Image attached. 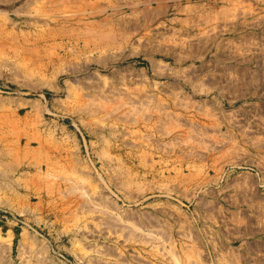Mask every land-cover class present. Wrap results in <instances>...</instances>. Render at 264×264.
I'll return each mask as SVG.
<instances>
[{
  "label": "rangeland",
  "instance_id": "1",
  "mask_svg": "<svg viewBox=\"0 0 264 264\" xmlns=\"http://www.w3.org/2000/svg\"><path fill=\"white\" fill-rule=\"evenodd\" d=\"M84 1L115 35L53 40ZM140 1L0 0V264H264V0Z\"/></svg>",
  "mask_w": 264,
  "mask_h": 264
},
{
  "label": "bare ground",
  "instance_id": "2",
  "mask_svg": "<svg viewBox=\"0 0 264 264\" xmlns=\"http://www.w3.org/2000/svg\"><path fill=\"white\" fill-rule=\"evenodd\" d=\"M91 1V0H90ZM171 1H173V0H171ZM170 0H141L140 2H137V4H135V5H133L132 7H134V9L132 10L133 11V13L134 12H136V13H139V12H141V13H143L144 14V16H147L146 18L147 19H149V21H151V22H153L152 20H154V19H156V18H158L159 16H167L168 14H169V11H170V2H171ZM181 0H177V1H174V5L173 6H175L176 8H178V10L179 9H181L182 8V4H181V2H180ZM29 2V1H28ZM68 2V1H67ZM75 2V1H74ZM33 4V3H32ZM76 4V3H75ZM93 4V3H92ZM153 4H156L158 7L156 8H153ZM91 4H89V3H85V1L84 2H81L80 4H76V8H75V6H73L72 5V3H68V4H66V5H55L54 6V8H52L53 10H55L54 12L56 13V11H58V12H60V13H58L59 15H60V17L62 18V21H61V23L64 25H66V23H70V24H72V26H71V28H70V30L68 31V30H65V29H67V28H63V29H61V30H53L54 32H52V34L50 35L51 36V38L53 39V40H56L57 42H58V39H60L61 37H64V38H67L69 41H73V42H77V43H79L80 42V40H81V38L79 37V36H81L85 41V44H86V47H90V46H92L91 45V40H94V38L95 37H98V39H99V41H105L107 38H111L112 36H114L115 35V31H117L114 27H108V23H107V20H106V18H104V17H102V18H100V17H97L98 15H100V14H102V13H104L106 10H104V7H100V6H98V5H93V6H90ZM91 8H90V7ZM33 6H31V8H32ZM39 7H41V6H39ZM28 8V7H27ZM45 8V7H44ZM87 8L89 9L90 8V10L87 12ZM103 8V9H102ZM114 9H118V8H114ZM39 11V10H38ZM40 11H42V9L40 10ZM115 11V10H114ZM51 12V11H50ZM3 13V12H2ZM39 13V12H38ZM43 13H46V12H43ZM48 13V12H47ZM62 13V14H61ZM41 14V13H40ZM57 14V13H56ZM43 15V14H42ZM46 15V14H45ZM48 15H50V14H48ZM48 15H46V17L48 16ZM55 16H57V15H55ZM52 20V19H51ZM109 20V19H108ZM57 21V20H56ZM59 21V20H58ZM57 21V22H58ZM49 23V22H48ZM110 26V25H109ZM145 26V25H144ZM147 26V25H146ZM146 28V27H145ZM69 29V28H68ZM126 30V29H125ZM37 31V30H36ZM56 31H60V32H56ZM136 31H137V29H132V28H127V30H126V35H128V37L129 36H131V35H133V34H135L136 33ZM1 33V32H0ZM114 33V34H113ZM8 34H10L9 32H8ZM4 35H5V33H4ZM6 36H7V34H6ZM79 37V38H76V37ZM5 37V36H4ZM12 37V36H11ZM43 36L41 35V38H42ZM63 38V39H64ZM75 38H76V40H75ZM96 40V39H95ZM55 41V42H56ZM98 41V40H97ZM93 43V42H92ZM80 44V43H79ZM95 44V43H94ZM97 45V44H96ZM103 45V44H102ZM99 46V45H98ZM101 46V45H100ZM104 46L106 47V46H111L110 44H107V43H105L104 42ZM102 47V46H101ZM105 49V48H104ZM244 90H242V91H239L238 90V92H237V94L236 95H239L238 97L236 96V98H254V97H258L261 93L260 92H262V91H264V84L263 83H260V84H249V85H245L244 87ZM245 91H249V93H245ZM74 97H77V96H75V95H73ZM79 96H81V95H79ZM78 96V97H79ZM80 98V97H79ZM74 99H76V98H74ZM234 99V98H233ZM77 100V99H76ZM213 114V113H212ZM210 114L208 113L207 114V116L210 118V116H213V115H210ZM1 118V117H0ZM210 119H212V118H210ZM213 119H216V118H214L213 117ZM2 122V121H1ZM9 122L10 123H12L10 120H9ZM218 121H216V123H217ZM14 123V125H15V123H16V121H14L13 122ZM17 123H18V121H17ZM211 124V126L213 125L212 123H210ZM214 124H215V122H214ZM219 124V123H218ZM3 125L0 123V128L2 127ZM214 126V125H213ZM217 126V125H216ZM219 126V125H218ZM217 126V127H218ZM134 131V130H133ZM137 132V131H136ZM240 140H241V138H240ZM10 144H12L11 142H9V140L7 139V137L5 136V135H3V134H1L0 135V146L2 145V146H9ZM20 145H21V138L19 137L18 138V141H17V143H15L13 146V150L15 149H17V154L16 155H18V156H20V158H22L21 156H23V155H20L21 154V149H20ZM31 145V142H30V140H28L27 141V143H26V146H27V148H26V151H29V146ZM5 148V147H4ZM14 150V151H15ZM6 151V150H5ZM16 152V151H15ZM15 152H14V154H15ZM13 154V155H14ZM214 155V154H213ZM215 157L214 158H216V155H214ZM218 156V155H217ZM24 157V156H23ZM14 158V157H13ZM212 158H213V156H212ZM218 159H219V157H217ZM17 159V158H16ZM222 159V158H221ZM225 159V158H224ZM18 161H20L19 159H17ZM212 160V159H211ZM216 160V159H215ZM215 160H214V163H213V165H215L216 163H215ZM216 161H218V160H216ZM219 161H221V160H219ZM218 161V162H219ZM227 161V160H226ZM225 161V162H226ZM229 161V160H228ZM231 161V160H230ZM17 162V161H16ZM249 162V161H248ZM254 161H252V163H253ZM210 163V162H209ZM208 163V164H209ZM231 163H235V162H232L231 161ZM238 163H240V161L238 162ZM251 163V162H250ZM259 163V162H258ZM263 163H264V161H263ZM225 163H223V165H224ZM246 164V163H245ZM257 163L255 162V165H256ZM211 165V164H210ZM253 165H254V163H253ZM258 166H261V165H258ZM258 166H257V168H258ZM228 167V166H227ZM203 168V167H202ZM231 168V167H230ZM260 169H261V167H260ZM223 170V169H222ZM221 170V171H222ZM225 170V169H224ZM261 170H263V169H261ZM226 171V170H225ZM199 172H201V168L199 167V168H197V170L193 173L194 175H191L193 178L195 177V174L196 173H199ZM220 172V171H219ZM192 173V172H191ZM244 173V172H243ZM224 174V173H223ZM247 174L248 173H246V176H247ZM249 175V174H248ZM197 176H198V174H197ZM200 176V175H199ZM218 176V175H217ZM219 176H220V174H219ZM256 176V175H255ZM254 175H253V177H255ZM258 176V175H257ZM261 176V175H260ZM186 177H188V176H186ZM190 177V176H189ZM241 177H243L242 175H241ZM245 177V176H244ZM248 177H252V176H248ZM218 178V177H217ZM223 178V177H222ZM208 179V178H207ZM241 179H243V178H241ZM241 179H239V176H238V179H237V181L238 180H241ZM245 179H246V177H245ZM248 179H250V178H248ZM253 178H251L249 181H251ZM259 179V178H258ZM262 179H263V177H262ZM185 180H186V178H185ZM188 180H189V178H188ZM214 180V179H213ZM216 180V179H215ZM234 180H236V179H234ZM190 181H191V179H190ZM209 181V180H208ZM253 181H256V183L259 181H257V180H252V182ZM262 181V180H261ZM194 182V181H193ZM204 182H206L207 183V181H204ZM203 182V183H204ZM210 182V181H209ZM252 182H250L251 184H248L247 182V184L248 185H243V184H241V185H238V188H239V190L241 189V190H243L244 191V193H245V190H249L250 192H251V190L249 189L250 188V186L249 185H252ZM263 183V182H262ZM209 184V183H208ZM255 183L253 182V185H254ZM256 185V184H255ZM262 185V184H261ZM264 185V184H263ZM258 186V185H257ZM233 187H234V185H233ZM237 187V186H236ZM252 188V187H251ZM253 188H255V187H253ZM252 188V189H253ZM258 190V189H257ZM243 191H242V193H243ZM254 191H255V189H254ZM241 192V191H240ZM243 193V194H244ZM258 193V192H257ZM247 194H251V193H246V195ZM252 195V194H251ZM250 195V196H251ZM258 195H260V194H258ZM248 196V195H247Z\"/></svg>",
  "mask_w": 264,
  "mask_h": 264
}]
</instances>
